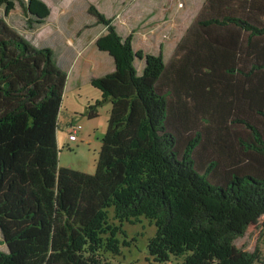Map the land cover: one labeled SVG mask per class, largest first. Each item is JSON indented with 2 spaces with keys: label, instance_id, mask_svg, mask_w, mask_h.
Returning <instances> with one entry per match:
<instances>
[{
  "label": "trees",
  "instance_id": "obj_1",
  "mask_svg": "<svg viewBox=\"0 0 264 264\" xmlns=\"http://www.w3.org/2000/svg\"><path fill=\"white\" fill-rule=\"evenodd\" d=\"M15 1L27 29L51 11L0 0V264H121L142 218L155 264H264L234 244L264 216V0H205L166 62L88 5L115 65L90 80L111 102L93 173L58 164L67 73L7 21Z\"/></svg>",
  "mask_w": 264,
  "mask_h": 264
},
{
  "label": "rangeland",
  "instance_id": "obj_2",
  "mask_svg": "<svg viewBox=\"0 0 264 264\" xmlns=\"http://www.w3.org/2000/svg\"><path fill=\"white\" fill-rule=\"evenodd\" d=\"M52 10V23H62L67 30L83 32L85 36L93 37L103 25L91 27L95 23V18L87 12L89 4L94 5L98 11L112 20L116 32L125 38L132 34V47L134 50L141 49L146 53L158 54L162 49L163 59L166 62L176 43L181 38L186 27L197 14L205 0H42ZM51 12V11H50ZM3 16V8L0 7V17ZM61 18V19H60ZM7 21L17 28V30L29 41H41L43 46L50 47L47 43L53 41L45 38L43 33H37L26 28L25 17L18 1H15V8L6 18ZM88 26V27H87ZM84 27V28H83ZM86 27V28H85ZM104 32H105V27ZM82 34V35H83ZM38 39V40H37ZM75 39V38H74ZM47 43H44V42ZM40 44V43H37ZM53 46V45H52ZM59 52L60 48L50 47ZM99 51V50H98ZM100 52V51H99ZM103 53V52H100ZM107 60L97 61L95 69L90 72L93 76L99 77L114 70V61L108 53H103ZM54 58V55H53ZM56 58V56H55ZM60 67L58 62L54 60ZM80 62V61H79ZM73 65L69 76V86L65 84L63 102L67 106L60 109L58 119V164L59 166L93 173L101 146L102 132H96L107 128V120L111 110V102L103 97L101 91L94 87L90 80L82 84L84 76L80 75L79 67ZM134 66L138 74L142 73L144 61L135 58ZM84 67V66H83ZM67 83V82H66ZM80 88V97L75 84ZM97 102L95 106L96 115L88 117L90 105ZM81 118V119H80ZM74 121L80 124L81 128L77 132L76 142H67V124ZM149 221L142 218L140 223H124L123 228L129 238L135 236L136 241L130 248H123L124 257H119L121 264H155L147 253V241L155 232V227ZM0 240L1 234H0ZM234 244L241 250L251 252L258 248L264 256V216L250 224L241 237L235 239ZM0 249L6 251L5 244H0ZM166 264H181L180 258H173Z\"/></svg>",
  "mask_w": 264,
  "mask_h": 264
},
{
  "label": "crops",
  "instance_id": "obj_3",
  "mask_svg": "<svg viewBox=\"0 0 264 264\" xmlns=\"http://www.w3.org/2000/svg\"><path fill=\"white\" fill-rule=\"evenodd\" d=\"M51 15H52V10L50 12V15L47 18H45L42 23L35 24L33 26V28L30 30L35 31L36 34L37 33L38 34L39 33L45 34L42 36H44L45 38H50L53 41H50V43H47L45 41L44 43H47L48 45H50V47L60 48L59 52L57 51V54H55V51L52 49L53 55H54V60H56L58 62V64L60 65V68L67 73L66 86L67 85L69 86V81H71V77L69 76V72H70L73 65L78 66V64H81L79 67V71L81 72L80 75L84 76L85 73L90 71L93 66H94L93 69H95V67H96L95 63H97V61L107 60V58L104 55H102L103 53L105 54L107 52L99 50L100 52H103V53H100L98 51V48L96 47V44H95L97 38L100 35L105 33L104 28L102 26L101 29L98 30V33H96L93 37H91V39H89L92 34L87 37L83 34V32L80 33V32H77L76 30H74V31L73 30H67L62 26L63 22L62 23H59V22L55 23L56 25L54 26V23H52ZM194 17H193V19H194ZM93 26L96 27V26H98V24L97 25L91 24L87 30H89ZM31 42L38 47H42L44 45V44H41V41L39 42L36 40H32ZM37 43H40V44H37ZM55 56H56V58H55ZM114 67H115V65H114ZM85 71H87V72H85ZM88 73L91 74L90 72H88ZM93 77H96V76H93L92 74L87 75L85 78H83L82 84L85 85L87 80H91V78H93ZM78 86H79L78 83H76L75 87H77V89H78V91L76 92V95H77V97H80V95H79L80 94V92H79L80 86L79 87ZM63 100H65V99H63ZM62 107H64L65 110L67 111L68 108H67V106L64 105V102H62ZM88 117H90V116H88ZM72 122L74 123L73 120H72ZM67 125H69V124H67ZM96 129H98V131H96V132L101 131L102 134H104L105 130H106L105 127L102 130H101V128H96ZM67 135H68V133H67ZM67 142H68V138H67ZM57 144H58V137H57Z\"/></svg>",
  "mask_w": 264,
  "mask_h": 264
},
{
  "label": "built area",
  "instance_id": "obj_4",
  "mask_svg": "<svg viewBox=\"0 0 264 264\" xmlns=\"http://www.w3.org/2000/svg\"><path fill=\"white\" fill-rule=\"evenodd\" d=\"M69 139L72 141L76 139L75 132L69 135Z\"/></svg>",
  "mask_w": 264,
  "mask_h": 264
}]
</instances>
